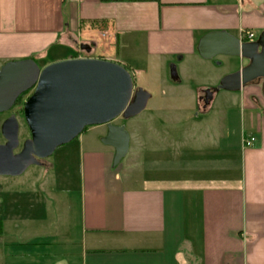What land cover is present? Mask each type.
Returning <instances> with one entry per match:
<instances>
[{"label": "crops", "instance_id": "0c3cea01", "mask_svg": "<svg viewBox=\"0 0 264 264\" xmlns=\"http://www.w3.org/2000/svg\"><path fill=\"white\" fill-rule=\"evenodd\" d=\"M263 31L264 0H0V71L28 59L43 69L89 57L134 77L117 52L141 40L154 67L178 60L180 84L184 67L203 59L205 35ZM182 90L161 94L172 101ZM205 91L186 94L209 110L217 93L206 105ZM240 93L238 133L223 139L219 153L195 146L151 168L142 153L136 164L128 151L115 167V148L103 143L107 128L98 126L79 137L78 182L71 150L60 167L41 165L33 183L0 176V264H264V93L257 86ZM250 138L256 141L245 149Z\"/></svg>", "mask_w": 264, "mask_h": 264}, {"label": "water", "instance_id": "95a60500", "mask_svg": "<svg viewBox=\"0 0 264 264\" xmlns=\"http://www.w3.org/2000/svg\"><path fill=\"white\" fill-rule=\"evenodd\" d=\"M91 52V46L82 45ZM199 55L206 60L216 56L239 59L240 70L224 77L203 98L209 104L219 91L241 92L264 79V31L255 42H243L227 32L205 35L198 45ZM173 82L180 80L177 68L170 73ZM25 99V101H23ZM151 95L135 91L133 75L122 65L94 58H78L56 62L41 69L32 59L7 63L0 71V114L12 111L23 102V116L30 132L19 153L20 125L12 115L2 125L4 144H0V176L19 177L30 166L68 145L87 128L105 126L103 143L115 148L114 166L129 151L130 136L118 118L130 119L142 113Z\"/></svg>", "mask_w": 264, "mask_h": 264}, {"label": "rangeland", "instance_id": "374dc122", "mask_svg": "<svg viewBox=\"0 0 264 264\" xmlns=\"http://www.w3.org/2000/svg\"><path fill=\"white\" fill-rule=\"evenodd\" d=\"M139 42L138 45H134L132 48L121 45L119 52H117L119 60L123 64H129L135 70L133 77L135 91L142 89L151 95V99L142 113L130 119L118 118L113 123L124 127L130 136L129 152H133L130 159H133L132 161L136 164L140 163V157L136 158L137 154L135 153H142L143 157L148 159L143 163L154 168L158 163L157 161H159V157L161 160H169L171 158L167 156L178 157V154L181 155V153L193 154L195 146L204 151H209L211 148L219 153L223 139L225 140L228 136L234 139V136L238 133L239 124L238 120L236 121L235 111L240 108L243 94L240 92L219 91L214 99L215 105L209 110H204L190 99L189 94H186V90L192 89L193 94L196 95L209 87H217L224 77L237 72L240 64L232 62L233 59L226 60L223 57H218L213 62L194 57L193 61L184 67L182 82L180 84L174 83L170 79V73L173 67L179 69V71L182 70L178 60H175L165 69L156 68L151 64L153 61L147 58L141 40ZM181 86L184 90L178 95L180 98L168 101L161 94L164 89ZM217 104H220L222 108L227 106L230 110L219 109L220 106L217 107ZM228 112L230 117L227 116ZM248 113L245 116L247 133H249ZM12 115L17 116L20 125V150L31 137L23 116V102L18 103L12 111L0 114V143L4 141L1 134L2 124ZM228 122H230L229 125ZM91 128L86 131H91L89 130ZM96 131L104 132L105 130ZM84 133L82 134L84 135ZM90 133L88 135H91ZM251 133L257 135L256 131ZM188 134H192L193 139L196 137L199 140L198 145H195L193 140L190 141L187 137ZM79 137L68 145L58 148L51 157L44 160V166L52 164L60 167L65 153L69 150L74 151L75 156H78L76 161L74 160L72 163L71 172L74 181L78 182ZM172 141H175V143H172ZM147 152L150 153L148 157L145 156ZM125 159L126 157L122 159V164ZM179 161L182 162L181 158ZM41 175H43V170L40 166H30L16 181L27 184L33 183L34 176ZM136 180L140 181V175Z\"/></svg>", "mask_w": 264, "mask_h": 264}, {"label": "flooded vegetation", "instance_id": "af4514ba", "mask_svg": "<svg viewBox=\"0 0 264 264\" xmlns=\"http://www.w3.org/2000/svg\"><path fill=\"white\" fill-rule=\"evenodd\" d=\"M257 37H258V36H256L255 39H254L253 41H249V40H242V41H243V42H247V43L255 42V41L257 40ZM218 57H224V56H216V57L213 58L212 60H215V59H217ZM232 62H235V60L233 59ZM248 63H249V62L244 61V62L241 64V66L244 67V66H246ZM241 66L239 65L238 70H240V67H241ZM238 70H237V71H238ZM249 86H257V87L261 88L262 92L264 93V79H259V80L256 81L255 84H253V85H249ZM213 90H214V89H213ZM204 97H205V94L203 95V98H204ZM121 119H123V118L121 117ZM4 143H5V141H4ZM4 143H3V144H4ZM21 149H22V148H21ZM21 149H20L19 151H16V153H19V152L21 151ZM44 164H45V162H44V160H42V161H41V165H44Z\"/></svg>", "mask_w": 264, "mask_h": 264}, {"label": "built area", "instance_id": "2783aa9c", "mask_svg": "<svg viewBox=\"0 0 264 264\" xmlns=\"http://www.w3.org/2000/svg\"><path fill=\"white\" fill-rule=\"evenodd\" d=\"M256 35L254 33H249V32H244L242 33V38H247L249 41H253L255 39ZM241 38V40H243ZM256 139L255 138H250V139H244L243 140V146L244 148H250L253 146L255 143Z\"/></svg>", "mask_w": 264, "mask_h": 264}, {"label": "trees", "instance_id": "16d2710c", "mask_svg": "<svg viewBox=\"0 0 264 264\" xmlns=\"http://www.w3.org/2000/svg\"><path fill=\"white\" fill-rule=\"evenodd\" d=\"M20 102H21V101H19L18 103H20ZM87 129H88V128H87ZM87 129H86V130H87ZM86 130H85V131H86ZM85 131H84V132H85Z\"/></svg>", "mask_w": 264, "mask_h": 264}]
</instances>
